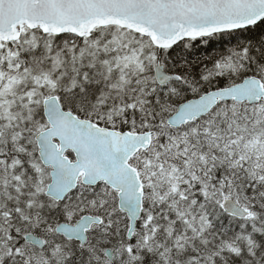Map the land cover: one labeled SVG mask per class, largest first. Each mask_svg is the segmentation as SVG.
<instances>
[{"label": "snow or ice", "instance_id": "obj_1", "mask_svg": "<svg viewBox=\"0 0 264 264\" xmlns=\"http://www.w3.org/2000/svg\"><path fill=\"white\" fill-rule=\"evenodd\" d=\"M0 264H264V0H0Z\"/></svg>", "mask_w": 264, "mask_h": 264}]
</instances>
